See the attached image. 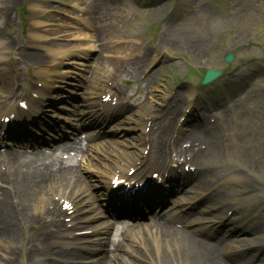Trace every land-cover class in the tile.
Returning a JSON list of instances; mask_svg holds the SVG:
<instances>
[{
	"label": "rangeland",
	"instance_id": "374dc122",
	"mask_svg": "<svg viewBox=\"0 0 264 264\" xmlns=\"http://www.w3.org/2000/svg\"><path fill=\"white\" fill-rule=\"evenodd\" d=\"M41 1L46 6L45 15H43L46 22L43 25L45 27L47 25L48 30H53L52 35L58 32L59 36L57 37L47 35L46 38V33L44 38L36 36L33 19L40 20V18L37 16L35 18L32 12L35 10L31 6L39 5L38 0H0V87L9 84L10 81L6 74L9 68L16 64L15 61L11 62V54L17 50L5 47L8 42H23L25 37L33 36L31 38L33 46L23 48L21 51L25 52L26 57L46 56V60H44L46 62L44 67L46 68L49 63L46 45L54 52L59 48H66L71 53L84 49L77 46V41L68 37L72 28L66 26L65 21L68 20L73 11L72 7H79L82 10H84L83 8L95 10L98 5L104 2L101 0ZM118 1L121 0H113L109 4H117ZM135 1L138 0H131V2ZM139 1L144 2V0ZM199 2L206 4L203 8L193 11L182 19L185 24L191 25L190 31L187 33L178 32L180 34L177 33L176 35L175 32L170 33L168 30L165 33H169L164 34V41H162L159 50L152 55L148 51L141 52L136 48L141 40L143 41L147 37V30H150L151 33L155 29L162 30L164 22L176 21L181 14L184 15ZM146 3H148V8L153 7L152 4H157L156 6L160 8L157 11H138L136 15H134L133 10L131 12L128 8H121L122 13L117 27H120L122 22L125 25L114 36L117 37V41L121 39L124 45L121 44L120 47L117 44L110 47H116V49H111L112 54H123L129 51V54L132 53L134 58L140 54V57H148L152 70L156 72L149 85V89L152 90V98H149L148 107L151 110L138 109L133 111L131 108L130 115H126L124 112L121 118L114 119L110 131L115 124H119V126L114 128L113 135H108L105 138L103 144L97 145L99 147L109 143L115 144V149L109 151L112 152V155L108 156V160H104V163L109 164V159H112L110 162L116 161L117 159L113 157L114 153L123 151L122 153L133 154L136 151V138L138 139L136 124L138 125L139 119L147 112L151 111L162 118L169 112L170 108L177 105L178 98H180L184 102L182 110L179 114L172 116L174 120L177 118L179 122L185 112H188L187 116L191 115L192 100L195 101L196 97L200 95L201 99L197 102H200L197 108L200 116L208 117L211 111L217 121H214L211 130L206 132L208 133L206 140L210 146L207 145L205 152H203L204 156L199 159L211 171L208 174L204 173V178L201 181L206 184L194 193L196 195L201 194L208 187L219 183L222 189L221 195L226 194L227 196L222 205L217 206L216 202L213 201L205 205L206 210L211 206L220 208L207 216L210 218L209 220L224 221L222 215L230 206H235L237 211L232 217L235 226L245 225L247 220H252L256 224L255 229L260 230L257 235L253 230L252 234L242 241L249 244H261L264 242V0H146ZM128 11L130 17L127 16ZM4 18L10 20L7 25L3 24ZM56 27L57 29H55ZM105 35H107L106 32L102 36ZM56 38L59 40H55ZM140 45L144 46L143 43ZM227 53L234 54V62L229 68L230 70H226L229 72L220 81L213 84V88H201L199 81L207 69L226 68L227 65L222 59ZM50 55H52L51 52ZM78 60L73 66L68 65V69L64 67L61 71L70 78L67 84L69 89H73L72 95L74 94L76 97L83 95L79 89L83 87V81L85 77H89L88 74H91L89 79L97 87V84L101 83L100 80L110 70L103 65L104 59L97 52ZM4 61H8L6 71L1 66ZM30 68L31 72L28 76L32 77L36 67L31 65ZM68 71L71 72L68 73ZM19 74L22 77L25 76L23 66L20 68ZM23 82H25L24 79ZM103 84L105 86V83ZM17 87L19 90L22 89L21 85ZM95 89L92 86V91ZM207 89H215L216 93L207 96ZM56 90H52L53 98L59 100L63 92ZM190 92L193 94V99H187ZM224 92H227L228 95L225 101L220 98L222 103L219 106L214 98L217 95L218 97L222 96ZM202 94H204L205 99H202ZM5 97L10 99V105L17 104V99L9 97L5 92L0 96V101ZM176 98L177 101L174 102ZM66 101L70 102L69 100ZM204 101L209 103L208 109H204ZM123 117H128L126 118L127 123L125 120L123 123ZM198 118L195 115L193 121H197ZM194 135H197L196 132ZM119 144L129 148L118 149ZM131 147H133L132 150ZM95 157L99 159L98 155ZM188 196L196 197L193 194H188ZM35 208L32 210L38 215L42 207ZM202 217L199 215V218ZM195 228H200L205 234L209 227L208 225L204 227L197 225ZM36 230V228L28 229L27 226L24 228V232H36ZM2 250L0 244V253ZM240 259L244 263L246 259H251V257ZM222 260L225 261L223 256ZM14 261L16 264H26L21 247L17 250ZM35 261L42 264L46 261V254L36 253L33 256L34 264ZM133 261L136 263L135 260ZM178 263L184 262L179 261ZM46 264H58V262L46 261Z\"/></svg>",
	"mask_w": 264,
	"mask_h": 264
},
{
	"label": "bare ground",
	"instance_id": "6f19581e",
	"mask_svg": "<svg viewBox=\"0 0 264 264\" xmlns=\"http://www.w3.org/2000/svg\"><path fill=\"white\" fill-rule=\"evenodd\" d=\"M39 14L42 15L41 12ZM75 18L77 21L81 20L80 16H75ZM75 18H70V22L66 24L68 26H73L70 38L73 40H78V38L80 37H87L86 34L80 33V30L78 28L79 26L75 21L72 20ZM8 22L9 20L5 19V23ZM191 29V25L181 24L172 27L170 33L175 32L177 35L178 32L187 33ZM96 38L98 41V35L96 36ZM80 40L81 39H79L77 42H79ZM83 40L85 39H82V41ZM9 46L10 45L7 44V47ZM62 58H64L63 60L66 61H72L75 60L76 56L74 54L64 53ZM29 60L31 61V63L36 64L40 68L44 65V61H41L39 59H33L32 57H30ZM60 65L61 62L59 61L58 66H56L55 68L57 69ZM105 65L109 66L108 64ZM55 68H52L45 76V78L43 76L42 78H44L46 81V79L50 80L52 75H59L56 72ZM61 77L62 75L58 76V78L60 79ZM2 82L5 83L4 81ZM48 88L52 87L50 86ZM0 89L3 88L0 87ZM49 91V89H46V95H48ZM179 107L180 106L177 103V105H175L173 108H170L168 113H171L170 115L174 114L179 109ZM35 111L36 109L33 110V112ZM169 120H171V118H168L165 121L167 123H170ZM160 128H164V126L158 127L157 130ZM157 136L158 135H151V137H149V152L152 154L153 158L157 157V159L152 160L151 163L160 162L164 159L162 153L159 152L160 148L163 146V143L156 138ZM31 161L32 160L26 161V163L9 162L8 166L16 169L9 174L12 180L10 195L12 191V199H15V207L18 208V211L16 213L19 214L20 218H17L14 209L10 208L13 205L12 202V205L9 204V207L6 202L0 200V242L9 243L10 246L8 247V249H10L12 246L16 247L18 243H20V240L16 235L21 227L20 224L22 222L25 224L29 222L34 223L36 218L32 215V208L37 207L42 201L46 200V209L41 214V220L45 221L46 223V231L47 228L49 229V233L46 232V253H50L52 252V250H50L47 246L48 238L54 235L53 233H60L59 224L63 221V211L57 204L54 203V197L58 196V198H63L65 194H67V200H76L82 197L85 193V191L82 189L85 187L84 185L86 182L80 176L76 168L52 163L43 164L42 167L38 168V166L40 165L35 166L36 164ZM125 167H132V164L130 162H127ZM116 169L119 172H124V170L120 167H116ZM95 173L99 178H101L103 175L99 171H96ZM105 185L106 186L104 187L106 189H109V185L107 183H105ZM197 185H204V182L199 181ZM60 191H63L62 193H65L61 194ZM1 192L2 190H0V193ZM87 205L85 203L83 208L84 213H88L90 211L89 204ZM11 211L15 214V217H13ZM50 215L52 216V219ZM92 221H96V217L87 219L84 222H80L91 223ZM146 227L149 231H146L145 235L149 238V240L150 237H154L156 244L152 248H150L151 250L148 251L147 249L145 255L151 256L152 254L156 256L159 259L160 264H179V261H183L184 263L182 264H219L220 257L218 251L220 249L200 244L199 242L195 241L186 231H179L169 228L168 226L160 222L156 224H148L146 225ZM258 231L260 230L255 229V233H257ZM32 238L33 236L30 237L28 235H24V239ZM28 244L29 251H37L39 248L45 250L44 243L37 244L35 240H31ZM241 248L243 249L242 252H246L248 249H250V247H247V244L245 243L241 244ZM11 259L12 257H8L7 262H10ZM257 259L258 258L251 260L249 264L253 263V261H256ZM258 263L264 264V258H262Z\"/></svg>",
	"mask_w": 264,
	"mask_h": 264
},
{
	"label": "water",
	"instance_id": "95a60500",
	"mask_svg": "<svg viewBox=\"0 0 264 264\" xmlns=\"http://www.w3.org/2000/svg\"><path fill=\"white\" fill-rule=\"evenodd\" d=\"M213 77H214V74H212V73H207V77H206L204 83H207V82L210 81V79H212Z\"/></svg>",
	"mask_w": 264,
	"mask_h": 264
}]
</instances>
